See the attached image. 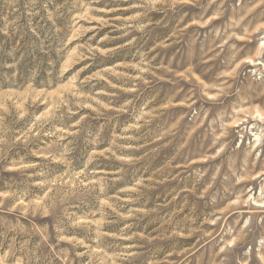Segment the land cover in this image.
I'll list each match as a JSON object with an SVG mask.
<instances>
[{"label":"rangeland","instance_id":"rangeland-1","mask_svg":"<svg viewBox=\"0 0 264 264\" xmlns=\"http://www.w3.org/2000/svg\"><path fill=\"white\" fill-rule=\"evenodd\" d=\"M0 264H264V0H0Z\"/></svg>","mask_w":264,"mask_h":264}]
</instances>
